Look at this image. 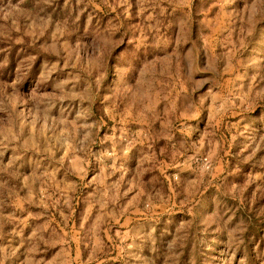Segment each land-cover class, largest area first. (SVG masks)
Segmentation results:
<instances>
[{"label":"rangeland","instance_id":"1","mask_svg":"<svg viewBox=\"0 0 264 264\" xmlns=\"http://www.w3.org/2000/svg\"><path fill=\"white\" fill-rule=\"evenodd\" d=\"M0 264H264V0H0Z\"/></svg>","mask_w":264,"mask_h":264},{"label":"built area","instance_id":"2","mask_svg":"<svg viewBox=\"0 0 264 264\" xmlns=\"http://www.w3.org/2000/svg\"><path fill=\"white\" fill-rule=\"evenodd\" d=\"M204 161H205V163H207V160L206 159H204Z\"/></svg>","mask_w":264,"mask_h":264}]
</instances>
